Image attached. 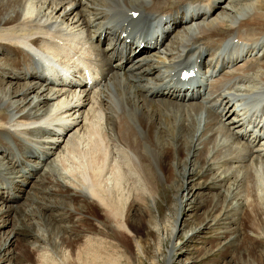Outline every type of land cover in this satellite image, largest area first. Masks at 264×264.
I'll return each instance as SVG.
<instances>
[{
    "label": "bare ground",
    "instance_id": "6f19581e",
    "mask_svg": "<svg viewBox=\"0 0 264 264\" xmlns=\"http://www.w3.org/2000/svg\"><path fill=\"white\" fill-rule=\"evenodd\" d=\"M36 1L6 0L0 5V50L12 53L10 62L2 59L4 61L0 63V71L3 73L0 78V104L5 98L20 96L18 102H15L17 104L9 105L17 108L16 114L0 109V148L8 147L4 135L17 141L20 133L37 130L42 132L47 124H59L65 133H58L63 138L60 144L51 142L54 149L51 163L48 165L45 162L40 168L39 163L32 165L33 170L44 173L40 179V183L41 180L43 182L41 189L52 193L56 192L52 190L57 189L68 198L79 199L80 205L81 202L83 204L76 221L84 224L88 220L87 212L90 211L93 220L111 230L108 233L121 242L127 239L131 218L144 216L146 206L142 207V202L148 196L147 189L153 184H159L160 178L176 182L177 168L187 172L184 166L190 161L189 174L198 175L199 178H212L209 184L198 182L197 188L208 187L216 191L207 205L216 214L213 220L219 226L222 219L240 222L239 229L231 232L235 234L237 245L249 251L256 250L257 243L246 238L244 228L251 226L252 220H256L259 213L264 212V98L254 100L253 106L259 107L261 112L256 110L254 114L248 115L247 106L243 103L245 97L236 100L237 94L229 93L228 88L223 85L235 76L242 81L241 94H251L253 87L264 86V46H260V40L264 37V30L261 31L264 28V0H249L238 5L227 3L211 18H201L185 26H197L200 33L210 29L209 33L205 32L191 39L186 38L185 30L177 33L174 43L178 44L183 38L186 41L203 40L206 47L217 44L213 39L219 37L237 36L247 39L244 47L251 51L248 49L247 52L245 49L244 54H239L244 50L239 48L233 50V54H237L236 59L256 55L255 63L248 65L244 58L229 61L225 66L235 72V75L224 74L214 82L207 80L205 83L213 93L200 94L197 100L201 104L212 103L211 107L192 104V101L184 105L169 103L159 96L161 109L132 88L122 92L123 95L128 94L124 98L117 89L115 80H109L105 88L99 87L90 94L84 93L77 97H68L57 84L54 90L43 83L23 82L15 85L17 89L13 90L2 84L4 74L9 77L12 70L32 63L33 53L36 55L38 51L50 63H59L60 66L62 61L72 66L74 64H69L70 61H82L85 57L91 69H96L97 65L90 59V51L94 54L99 51L106 33L119 31V38L120 33L126 30L125 23L133 21L128 17L130 10L154 14L159 19H162L164 13H168L176 26L180 22L179 8L186 0H150L149 4L143 0H49L45 1L48 8L44 3ZM212 2L207 0L205 14L213 7ZM241 13H252L250 20L225 29L227 20ZM112 21L115 24H111ZM84 26L89 30L84 29ZM88 31L91 37H96L97 42V45L92 42L89 44L90 51L85 49ZM256 45L259 46L256 48ZM75 55L78 56L76 59ZM43 70L45 68L40 69ZM29 77L35 75L30 74ZM124 84L130 86L128 82ZM176 91L173 86H169L162 93L173 96ZM28 96L32 97L29 101ZM31 104L33 107H46L41 112L36 109L37 113L33 115L20 112L25 107L30 109ZM211 108H218L219 112L213 113ZM234 114L232 124L227 125L225 120ZM67 117L75 126L71 127L66 123ZM35 121L39 125L32 126ZM250 134L253 137L251 141L240 142ZM193 149L190 158L188 155V159L184 160L186 150L190 154ZM2 151L6 152L5 149ZM9 154L10 152L6 156ZM54 168L57 175L65 178V185L58 180L57 183V178L52 177L51 171ZM21 176L25 178L16 182L17 191L15 186L8 187V193L12 192L11 195L16 198L21 194L18 191H23L24 185L28 183L29 172L24 174L23 171ZM241 186L245 188L242 195ZM228 198L235 203L228 202ZM94 206L98 207L96 212L92 210ZM234 208L241 211L238 217L232 214ZM56 216H59L57 220H63L60 214ZM88 224L93 222L89 221ZM17 232L22 233L18 230L16 235ZM98 232L102 235L88 236L84 228L79 231L78 236L84 242L78 244V263H107L113 243L104 237L106 230L104 232L99 229ZM229 233L218 229L216 242ZM59 242L64 244V241ZM136 243L141 250V241ZM62 251L67 256L71 250Z\"/></svg>",
    "mask_w": 264,
    "mask_h": 264
},
{
    "label": "rangeland",
    "instance_id": "374dc122",
    "mask_svg": "<svg viewBox=\"0 0 264 264\" xmlns=\"http://www.w3.org/2000/svg\"><path fill=\"white\" fill-rule=\"evenodd\" d=\"M5 1L0 0V5ZM45 1L49 0H37L36 2L44 3L48 8V3H45ZM262 45L264 46V42L260 46L263 47ZM258 46L256 45V48ZM248 49L251 51L250 48H247V52ZM0 52L7 53L6 50L2 49ZM2 59L9 61L3 58V55H0V63L4 61ZM7 67H10V65ZM2 74L1 72L0 78ZM9 74H12V72ZM4 75L6 76V74ZM22 83L23 81L20 79H6L4 77L2 85L13 90V88L17 89L15 85H21ZM31 96L33 97L34 95ZM29 97L28 101L32 98ZM19 98L20 96L17 98L11 96L9 99L5 98L7 101L5 99L1 100L3 102L0 104L1 109L6 111V108L11 103L17 104L15 102H18L17 99ZM32 107L33 104L30 108L35 110L32 112L33 115L38 111L36 112V106ZM16 111L18 110L16 109ZM235 115L225 120L227 125L232 124ZM34 132L41 131H32L29 134ZM11 133H13L12 130ZM249 136L251 137L249 141H251L253 137L251 134ZM11 138L13 139V137ZM11 138H4L8 145H11V147L9 146L10 148L14 145ZM240 142L244 143L245 141L241 140ZM9 147L0 149H5L7 151L6 154H8ZM262 147H264L263 144ZM53 151L51 155H53ZM193 151L194 149L190 150L189 154V150H186L184 160L188 159V155L190 158ZM42 153L44 154V152ZM2 157L3 154L0 152V186L2 187L0 190L2 194L0 195V252L2 255L0 264H41L44 258L46 259L43 264H80L77 262L76 251L79 250V245L84 242L78 236L79 231L83 230V228L86 229L88 236L102 235L98 230L100 229V231L104 232L106 230L105 236H103L113 243L110 248V257H107L106 264H264V212H260L256 220H252L251 226H245L244 228L246 238L257 243L256 250L249 251L237 245L235 234L231 232L239 229L240 222H230L222 219L220 220L221 226H219L213 220L216 214H213V211L209 210L207 205L216 191L208 187L197 188L198 182L209 184L212 178H199L198 175L189 174L190 161L184 166V168H187V172L180 167L177 168L178 176L176 175V177L178 180L176 182L173 181L171 183L160 178L159 184H153L147 189L148 196L142 202V207L146 206L144 216H133L131 218L130 231L126 233L127 239L121 242L108 233L111 230L93 220L90 211L87 212L88 220L84 224L76 221L79 209L83 204L81 202L80 205L79 199L72 198L78 202L64 199L63 194L56 195L59 191L57 189L52 190L56 191L54 193L46 191L50 196L40 192L38 188L40 175L29 181L28 184L26 183V186L24 185V192L18 191L19 193L23 192L22 197L21 194L17 198L14 195H9L7 192L8 188L5 187L11 186V178H17L15 176L19 173L12 163L7 164L6 159L2 160ZM37 157L39 158V155ZM48 157L49 155L44 160ZM32 165H36V163ZM184 171L185 174H183ZM58 176L65 181L63 175ZM24 178L22 177L21 179ZM57 180L56 182L58 183L59 180ZM42 183L41 180V187ZM63 185L65 184L63 183ZM14 186L17 191L16 182ZM60 186L62 187V185ZM240 188H242L240 189L242 195L245 188L244 186ZM159 191L162 192L159 193ZM51 195L56 196L52 197ZM247 197L249 199V196ZM40 200L48 204V209L43 208L46 206ZM228 202L235 203V201H231V198H228ZM92 210L96 212L98 207L94 206ZM126 211L127 207L125 208ZM240 212V209L236 210L234 208L232 214L234 213L238 217ZM56 214H60L63 220H57L59 216H56ZM220 218H222V214H220ZM89 221L93 222V224H88ZM220 228L227 230L228 233L230 231V233L228 236L223 237L221 241L216 242L218 241L216 237ZM18 230L22 231V233L17 232L16 235ZM59 241H64V244H60ZM137 241H141V250L137 248ZM62 250H71L70 256H65ZM14 253H16L15 256Z\"/></svg>",
    "mask_w": 264,
    "mask_h": 264
}]
</instances>
